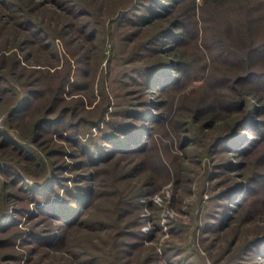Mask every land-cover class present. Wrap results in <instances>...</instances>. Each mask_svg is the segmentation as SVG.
I'll return each mask as SVG.
<instances>
[{"label":"trees","instance_id":"obj_1","mask_svg":"<svg viewBox=\"0 0 264 264\" xmlns=\"http://www.w3.org/2000/svg\"><path fill=\"white\" fill-rule=\"evenodd\" d=\"M95 1L0 0V37L7 39L0 47V263L29 261L42 249L57 251L65 264H195L173 238L160 247L144 242L139 200L168 176V143L181 147L186 127L223 120L228 129L207 149L218 161L208 178L220 185L221 170L236 180H223L210 195L200 239L232 233L213 264H264V228L247 226L264 220V42L251 46L241 26L203 30L202 40L213 37L210 46L218 49L203 86H191V98L183 99L188 81L201 78L189 58L200 51L199 44L190 49L199 29L192 19L207 12L196 0H107L118 8L101 20L102 1ZM224 1L209 2L219 10ZM242 3L234 2L232 12ZM67 36L96 39L102 52L107 36L114 47L126 46L121 77L133 88L124 105L92 118L81 96L66 97L83 70L81 59L58 53ZM40 50L52 51L62 71L37 67L33 53ZM181 231L174 225L169 238Z\"/></svg>","mask_w":264,"mask_h":264},{"label":"rangeland","instance_id":"obj_2","mask_svg":"<svg viewBox=\"0 0 264 264\" xmlns=\"http://www.w3.org/2000/svg\"><path fill=\"white\" fill-rule=\"evenodd\" d=\"M101 1L100 7L103 13L101 20H103L104 13L111 15L118 7L116 9L110 8L113 5L107 0H97L95 4L98 5ZM209 1L211 0H196L198 6L207 12L204 16L206 18L202 19L200 16H196L192 19L193 22L194 20H198V27L196 28L199 29H197V34L196 30L194 32L190 49L199 44L200 51L194 56L190 55L189 58L192 62H195V66L197 67L196 73L201 78H195L191 81L194 78L193 76L188 81L187 88L179 95V98H191L192 94L187 95L185 92H188L191 86L195 87V89L203 86L204 78L211 70L209 60L218 47L210 46L213 40L211 36L205 41L202 40L203 30H213L215 28L217 32V30L221 31V29L226 30V27L233 29V27L241 26L240 30L246 36V39L248 38V34L251 35L250 41L252 45L249 43L251 46L257 47L260 43L264 42V0H243L244 3L241 4L242 9L239 13H235L234 10L232 12L231 10L234 2L237 3L239 0H223L224 3L219 10ZM184 11H187V9ZM198 14L200 15L199 10ZM186 18H188L187 15ZM208 18L211 21H206ZM108 22L107 18L102 22L105 30ZM193 22L189 24L192 25L194 24ZM53 27L52 25L50 28L53 29ZM209 34L213 33L210 32ZM3 36L0 37V47L7 40ZM106 38L103 52L100 41L96 42V39L91 42L86 41L81 43L80 40H75V37L67 36L64 39H59L61 41L57 42L58 53L63 56V59L73 58L74 62L76 59H81L82 62L81 66L83 70H80L81 72L79 71V74L73 79L72 84L74 86L69 88L66 97L69 98L74 95V98H77L81 96L85 110L90 112L89 115L92 118H96V113H100L103 110L102 108H108V112H111L116 103L119 102L124 105L125 100L123 99V95H126L125 92L133 88L132 85L126 86L125 81L121 77L127 68L125 62L126 46L123 44L119 47H114L113 41L108 36ZM6 44L8 47L13 46L9 41ZM54 48L51 50L55 53ZM52 51L48 50L46 52L40 50L33 53L34 56H38L37 67L41 70L49 68L51 73L54 70L62 71L61 63L57 61ZM261 57L264 58V55ZM35 61L33 57L32 62L36 63ZM75 65L76 68L74 70L77 71V63ZM86 111H82V113ZM110 112H106V115H109ZM227 127V123H224L223 120H217L210 125L203 124L202 127H200L199 123H196L186 127L181 132L180 136H182V140L186 141L184 145L180 147L175 143H166L167 149L166 151L163 150V155L170 165L169 174L168 176L161 175L162 177L158 178L157 185H154L151 193L141 197L139 200L142 204L138 219L140 224L139 230L143 233L146 244H153L155 242L154 244L160 247L168 239H171L172 242L173 238V242L181 246L182 250H188L187 254H190V257L194 258L195 264H213V257L219 254L223 255L225 254L223 251L228 250L227 243L232 238V233H230L232 231L230 229L228 236L219 233L216 237H210L207 240L200 239L201 231L199 229L203 218V207L207 204L210 195L212 193L215 194L216 191L222 188L223 180H226L225 182H234L236 180V178H231L229 174L221 170L219 172L223 174L220 178L222 181L220 185H212L208 178L209 170H214V168L212 169V163L218 161L215 159L212 162L213 159L211 160L206 155L207 149L221 132L228 129ZM250 134L252 135L253 133ZM190 135L195 136V139H189L188 136ZM169 137H165L166 141L169 140ZM160 147H162V144ZM263 154L264 149H261V156ZM238 171L236 170L235 172ZM138 179L142 180L143 178ZM260 187L262 189L259 199L262 200L264 198V189L262 186ZM257 220L250 221L247 226H253L257 222L260 224V228H264V220L262 218ZM158 221L161 225V231L155 230L156 222ZM174 225L181 227L184 234L169 238V228H173ZM241 238L246 239L249 237L242 236ZM236 245L235 243L234 246ZM21 249L29 250L23 247ZM59 254L57 251L46 252L39 249V251L37 250L36 253L31 255V260L27 261V256H24L18 264H65V259ZM0 264H13V262L3 261Z\"/></svg>","mask_w":264,"mask_h":264}]
</instances>
